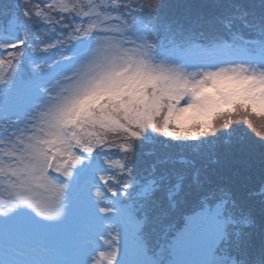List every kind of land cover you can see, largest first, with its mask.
<instances>
[{
	"label": "snow or ice",
	"instance_id": "6c2138e0",
	"mask_svg": "<svg viewBox=\"0 0 264 264\" xmlns=\"http://www.w3.org/2000/svg\"><path fill=\"white\" fill-rule=\"evenodd\" d=\"M170 7L0 0V264H264V243L249 254L251 208L197 151L205 138L250 154L259 147L261 180L246 200L258 204L264 236V0L258 14L227 0L194 22ZM194 28L225 36L205 46L190 40ZM161 136L197 154L142 151ZM140 155L156 156L147 175ZM73 224L72 258L8 243Z\"/></svg>",
	"mask_w": 264,
	"mask_h": 264
},
{
	"label": "trees",
	"instance_id": "16d2710c",
	"mask_svg": "<svg viewBox=\"0 0 264 264\" xmlns=\"http://www.w3.org/2000/svg\"><path fill=\"white\" fill-rule=\"evenodd\" d=\"M185 1L187 0H168V3L170 4V13L172 15L173 18L179 20V21H183L182 16L186 15L184 12H180L178 9H176V3L180 6V7H184L187 6L185 4ZM189 1V0H188ZM224 1V0H222ZM247 2V4H249V2H256L257 7L260 5V0H245ZM32 2H35L34 0H32ZM145 2H149V0H145ZM206 3V4H205ZM216 4L215 0H203L200 4L201 9H199L200 11H203L205 9H207L208 5H214ZM206 140V139H205ZM207 141V140H206ZM212 141V140H211ZM213 142L215 143V146L218 150H220V154L218 156H216L219 159V163H221L220 166L215 167V171L216 172H221L222 170L226 169V173L225 175L227 176L226 179L229 181V179L232 178V174H244V175H248L249 177L252 175V170H249L251 168H254L256 170L255 173L259 174L261 177V160H260V150L259 147L257 146L256 150L254 153H248V152H241L239 150L236 149H232L229 148L227 145L223 144L221 141H215L213 140ZM220 147V149H219ZM245 166H247L248 168L245 169ZM227 168H230L227 169ZM261 178L255 183L253 184L252 182H247V181H243L240 184V189L237 190L236 193V198L239 201V199L242 198V196H244V202L243 200H240L239 202L241 203V205L245 208V210H248L249 208H251V211L253 212L254 216L256 217V223H260L261 219H260V210H259V206L258 204H250L247 200H246V193L254 188H257L259 185ZM246 201V203H245Z\"/></svg>",
	"mask_w": 264,
	"mask_h": 264
},
{
	"label": "rangeland",
	"instance_id": "374dc122",
	"mask_svg": "<svg viewBox=\"0 0 264 264\" xmlns=\"http://www.w3.org/2000/svg\"><path fill=\"white\" fill-rule=\"evenodd\" d=\"M65 2H72V0H65ZM76 2H81V0H76ZM83 3H87V0H82ZM206 4V3H205ZM176 9H178L180 12H184L187 13L185 15V19H188L189 22H194L197 16H209V15H205L200 13L201 8H199L198 4H195L194 2L192 3L191 7L188 6H184V7H180L177 3H176ZM208 10L211 11V14L213 12H215L217 9L213 7V5L207 7ZM4 69H6V72L3 70L1 71V75H6V73L8 72V68L5 67ZM161 137H159V139H161ZM158 139V140H159ZM171 138H169L167 141H165V146L163 147H157V148H152L151 150L155 151L157 156H164V155H173V156H178V154L180 153H185L188 152V154L190 153V155L195 156L197 154V151H203L205 153L206 156V160L205 163L207 164V168H208V172L211 175L212 179L213 178H218L220 179L221 176L219 175V173L214 172V168L211 166V164H213L214 162H218V158L216 156H218L220 154V150H218L215 146V143L212 141H209L208 138H205L207 141L205 144L200 145L199 149H197V151H193V148L191 146H183V145H178L176 142H172L171 146H167V142L170 141ZM194 143V142H193ZM220 149V147H219ZM144 151H148V150H144ZM154 157V159H156V156H151ZM142 160V158L139 159V161ZM151 165V163H141L142 168H147ZM248 167L245 166V169H247ZM230 170V168H227ZM249 170H252V175L249 177L248 175H244V174H232V182L234 183V185L240 189V184L243 181H247V182H252L253 184H255L261 177L259 174L255 173L256 170L254 168H251ZM224 171V170H223ZM221 171V172H223ZM2 193V192H1ZM8 196V193H6ZM241 200H243L244 202V196H242ZM246 203V201H245ZM173 220V218H172ZM78 224H73V225H69L67 228L62 229L61 230V235H63L64 233H66L68 231V228H72V234H75L78 230L79 227L81 226H77ZM154 237H157L154 235ZM130 245V244H129Z\"/></svg>",
	"mask_w": 264,
	"mask_h": 264
},
{
	"label": "bare ground",
	"instance_id": "6f19581e",
	"mask_svg": "<svg viewBox=\"0 0 264 264\" xmlns=\"http://www.w3.org/2000/svg\"><path fill=\"white\" fill-rule=\"evenodd\" d=\"M189 1H191V2H195V3L198 2L197 0H189Z\"/></svg>",
	"mask_w": 264,
	"mask_h": 264
}]
</instances>
